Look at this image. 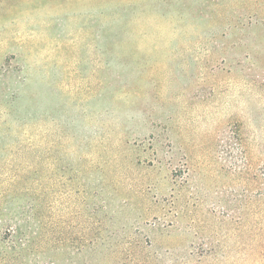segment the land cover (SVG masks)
Masks as SVG:
<instances>
[{
    "label": "rangeland",
    "instance_id": "374dc122",
    "mask_svg": "<svg viewBox=\"0 0 264 264\" xmlns=\"http://www.w3.org/2000/svg\"><path fill=\"white\" fill-rule=\"evenodd\" d=\"M0 264H264V0H0Z\"/></svg>",
    "mask_w": 264,
    "mask_h": 264
}]
</instances>
